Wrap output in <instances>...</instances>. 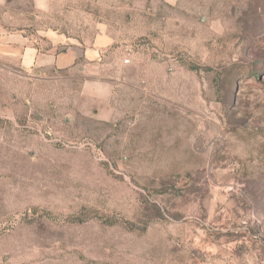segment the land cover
Listing matches in <instances>:
<instances>
[{
	"label": "rangeland",
	"instance_id": "rangeland-1",
	"mask_svg": "<svg viewBox=\"0 0 264 264\" xmlns=\"http://www.w3.org/2000/svg\"><path fill=\"white\" fill-rule=\"evenodd\" d=\"M0 264H264V0H0Z\"/></svg>",
	"mask_w": 264,
	"mask_h": 264
},
{
	"label": "crops",
	"instance_id": "crops-1",
	"mask_svg": "<svg viewBox=\"0 0 264 264\" xmlns=\"http://www.w3.org/2000/svg\"><path fill=\"white\" fill-rule=\"evenodd\" d=\"M12 54H17L18 53V49H14L13 52H11ZM33 52V50H27L26 54H24L23 57V61L24 63H26V68L28 69L31 64L34 63V58L36 56V54Z\"/></svg>",
	"mask_w": 264,
	"mask_h": 264
}]
</instances>
